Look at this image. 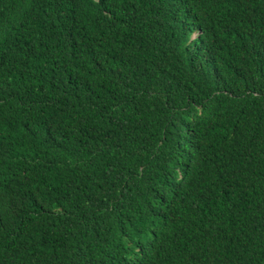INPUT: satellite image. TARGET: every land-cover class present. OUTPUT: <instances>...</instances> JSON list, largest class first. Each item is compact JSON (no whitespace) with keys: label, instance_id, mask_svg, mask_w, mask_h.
<instances>
[{"label":"trees","instance_id":"obj_1","mask_svg":"<svg viewBox=\"0 0 264 264\" xmlns=\"http://www.w3.org/2000/svg\"><path fill=\"white\" fill-rule=\"evenodd\" d=\"M0 264H264V0H0Z\"/></svg>","mask_w":264,"mask_h":264}]
</instances>
